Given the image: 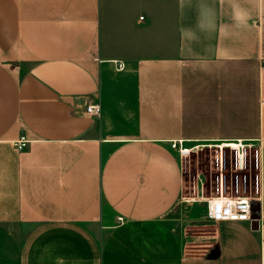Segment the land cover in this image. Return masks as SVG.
Segmentation results:
<instances>
[{
  "label": "crops",
  "instance_id": "crops-1",
  "mask_svg": "<svg viewBox=\"0 0 264 264\" xmlns=\"http://www.w3.org/2000/svg\"><path fill=\"white\" fill-rule=\"evenodd\" d=\"M224 141L261 149L259 228L184 239L172 143ZM0 264H264V0H0Z\"/></svg>",
  "mask_w": 264,
  "mask_h": 264
},
{
  "label": "rangeland",
  "instance_id": "rangeland-1",
  "mask_svg": "<svg viewBox=\"0 0 264 264\" xmlns=\"http://www.w3.org/2000/svg\"><path fill=\"white\" fill-rule=\"evenodd\" d=\"M249 142V141H248ZM199 146H206L204 144H199ZM247 146V145H246ZM245 146V147H246ZM219 147H222L219 145ZM219 147H216L212 151H203L197 149V151H192V169L190 166V152L188 156V168L185 171L186 184H185V194L181 200L180 205L172 212V217L169 222L176 228L178 232L182 234L184 239L187 235L196 233V231L202 232L203 240H206L207 231L210 229L212 231V226L206 225V207L202 196L216 195L218 192L216 190L217 186V175L219 174V169L215 163V154ZM226 154V164L224 169V174L226 178L225 192L228 195H254V177L257 172L255 167V149L256 147L247 146L249 163L248 167L240 172L234 166V158L236 154V149L231 147H222ZM197 162V165H196ZM202 170L204 172L203 179H199L196 182L195 175L197 171ZM244 174L247 175V181L244 180ZM238 178L239 184H238ZM203 180V181H202ZM184 217L182 218V216ZM188 223H199V225H191ZM190 253H203L205 248H189L187 249Z\"/></svg>",
  "mask_w": 264,
  "mask_h": 264
},
{
  "label": "built area",
  "instance_id": "built-area-1",
  "mask_svg": "<svg viewBox=\"0 0 264 264\" xmlns=\"http://www.w3.org/2000/svg\"><path fill=\"white\" fill-rule=\"evenodd\" d=\"M144 16H141L143 18ZM125 67L124 62L117 61V68L123 69ZM103 107L101 103H90L86 106V112L92 116H101ZM26 142H22L18 145L19 148L25 146ZM173 147H177L179 153L182 155H187L190 151H187L188 147H184L181 142H173ZM215 163L219 169V174L217 175V194L211 196H202L206 207V216L210 221L218 220H235V221H249L252 222V202L253 200L261 201L260 197L263 192V176H262V153L260 147L255 149V167L257 172L254 177V195H228L225 192L226 178L224 174L225 164H226V154L220 148L215 154ZM249 157L247 148L244 147L241 150L236 149V154L234 158L235 168L242 172L248 167ZM240 178H238L239 184ZM244 180L247 181V175L244 174ZM123 220L122 217H119Z\"/></svg>",
  "mask_w": 264,
  "mask_h": 264
},
{
  "label": "water",
  "instance_id": "water-1",
  "mask_svg": "<svg viewBox=\"0 0 264 264\" xmlns=\"http://www.w3.org/2000/svg\"><path fill=\"white\" fill-rule=\"evenodd\" d=\"M252 228H259V219H260V202L258 200H253L252 202Z\"/></svg>",
  "mask_w": 264,
  "mask_h": 264
},
{
  "label": "bare ground",
  "instance_id": "bare-ground-1",
  "mask_svg": "<svg viewBox=\"0 0 264 264\" xmlns=\"http://www.w3.org/2000/svg\"><path fill=\"white\" fill-rule=\"evenodd\" d=\"M219 145L222 147H231L232 149H239V150H241L242 148H244L246 146V144H243L239 141H224V142L218 144V147H219ZM186 150L190 151V148H188Z\"/></svg>",
  "mask_w": 264,
  "mask_h": 264
}]
</instances>
